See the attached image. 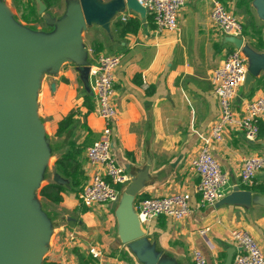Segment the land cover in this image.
I'll return each mask as SVG.
<instances>
[{"label":"crops","instance_id":"1","mask_svg":"<svg viewBox=\"0 0 264 264\" xmlns=\"http://www.w3.org/2000/svg\"><path fill=\"white\" fill-rule=\"evenodd\" d=\"M30 1L36 6L38 22L26 24L19 20L30 27L45 24L52 30L51 35L60 33L73 18L80 16V12L75 11L77 0ZM228 1L230 9L243 21L244 14L237 12L242 0ZM213 2L189 0L179 13L177 33L156 34L151 15L147 16L146 23L136 15L122 21L123 16L130 13L118 16L111 25V35L100 27L81 24L73 55L65 58L60 66L55 57L58 54L45 62L47 70L38 79L36 114L49 141L51 163H45L41 184L54 183V176L58 174L56 161L69 152L70 143L82 148L86 181L78 190H72L70 184L64 185L72 200L65 194L64 202L59 205L39 194V211L50 224L49 247L44 260L58 264H142L119 237L116 214L119 203L109 206H113L112 215L102 226L94 224L96 216L79 200L94 172L88 164L86 150L102 138L104 122L97 113L91 79L89 77L84 83L77 68L91 69L105 53L124 56L116 72L117 117L112 152L130 175L145 174L146 180L135 201L136 212L143 198L177 193L191 195L192 213L187 219L158 217L141 224L149 242L161 255L159 264H192L195 250L203 252L209 264H225L228 250L236 248L227 238L234 230L255 229L261 235L259 240L264 251V207L254 204L250 209L202 208L197 192L200 179L191 166L203 140L220 117L219 100L213 93L209 77L236 49L227 42L229 37L211 21ZM41 5L45 7L43 14H40ZM8 11L13 12L11 8ZM247 19L251 28H264L254 11L252 15L246 13ZM245 37L255 51L264 54V42L259 43L250 35ZM241 88L234 104L238 113L247 103L264 98V72L255 77L248 88L245 84ZM72 111L78 113L75 126L64 136L56 137L60 121ZM261 122L264 127V119ZM212 152L230 177L229 195L235 186L242 189L240 175L244 160L251 155H264V136L250 142L242 132L228 129L224 141L214 144ZM255 186L264 187V175L257 177ZM252 192L264 197V194ZM70 206L82 210V223L79 224L77 210H70ZM50 208L55 216L48 212ZM96 211L101 213L99 209ZM105 215L108 216V212ZM81 225L85 228L80 229ZM92 228L100 236L102 232L107 234L104 247L90 237L87 230ZM208 228L210 231L205 239L200 231ZM96 246L104 249L99 259L89 253Z\"/></svg>","mask_w":264,"mask_h":264},{"label":"water","instance_id":"2","mask_svg":"<svg viewBox=\"0 0 264 264\" xmlns=\"http://www.w3.org/2000/svg\"><path fill=\"white\" fill-rule=\"evenodd\" d=\"M247 1L251 3V8L258 19L264 23V0ZM76 2L75 11L80 12V16L73 18L60 33L45 37L31 34L22 27L13 24L4 12L0 11V264H32V259L21 237V227L27 223L30 212L38 217L43 225L42 228H39L34 245L32 244L33 254L35 251V254L39 256L40 251H43L40 247L41 241L45 236V240L48 241V234H50L48 219L39 210L35 211L29 201V194L33 193L34 183L36 181L41 183L45 163L40 164L33 179L15 186L19 195L18 203L15 202V194L1 172L3 168H11L3 157L11 150L29 151L31 146L38 145L42 140L43 150L47 154L50 153L49 141H46L45 144L46 133L38 117L34 120V124L37 126L36 134L31 135L29 131L26 133L23 128V121L27 115L32 118L35 113L37 116L38 79L45 69V62L54 54H58L55 57L60 66L65 58L73 55L81 24L89 28L100 27L111 35V25L118 16L132 13L146 23L147 16L150 14V10L145 9L138 0H110L107 2L104 0H77ZM44 12L45 7L41 5L40 14ZM10 26L29 38L24 39L31 41L33 45L18 43L7 31L8 27L14 32ZM227 40L236 49H242L248 59L249 71L245 81V86L248 88L255 77L264 72V54L255 51L249 43L242 39L229 37ZM38 63L39 67H37ZM77 70L84 83H87L90 67L80 66ZM3 75L5 85L1 84ZM9 85L12 87L10 93L7 91ZM15 90L17 93L14 98L13 91L15 92ZM130 176L131 181L122 190L116 213L119 221V237L123 244L128 245L140 263L159 264L161 255L157 252L156 246L149 242L134 207L142 184L146 180L145 174L138 177ZM54 183L64 186L69 184V181L56 174ZM254 204L264 207V197H259L250 190H242L235 186L229 195L216 204V207L235 206L250 209ZM44 251H47V248ZM235 251L234 248L228 250L225 264H232Z\"/></svg>","mask_w":264,"mask_h":264},{"label":"built area","instance_id":"3","mask_svg":"<svg viewBox=\"0 0 264 264\" xmlns=\"http://www.w3.org/2000/svg\"><path fill=\"white\" fill-rule=\"evenodd\" d=\"M150 10L155 32H179L178 16L189 0H138ZM134 14L123 16L126 22ZM212 23L226 36L242 39L246 42L244 28L240 18L219 0H214L211 12ZM123 54H101L96 64L91 67L89 77L93 95L96 99L97 113L104 122L102 138L91 144L86 150L88 164L93 169L88 184L79 195L84 207L95 205H116L120 201L123 188L131 181L129 172L118 164L113 155V137L116 128L117 110L116 72L122 64ZM248 59L242 49H235L214 71L209 80L213 93L219 100L220 117L211 128L209 136L203 140L198 155L191 161L194 172L200 179L197 192L200 194L202 208L214 207L230 189V177L222 169L212 152V146L222 143L228 129L240 131L250 142H256L260 135V122L264 119V98H258L243 106L241 113L235 111L234 101L238 90L248 75ZM264 175V155H251L243 162L240 175L241 186L252 188L259 175ZM191 195L177 193L161 198H148L140 201L137 214L140 223L146 224L158 217L185 220L191 213ZM210 229H203L200 235L207 239ZM230 242L236 246L232 264H264V252L246 231L234 230ZM94 259H99L102 252L93 247L89 251ZM73 264V263H65ZM192 264H209L203 252L195 250Z\"/></svg>","mask_w":264,"mask_h":264},{"label":"trees","instance_id":"4","mask_svg":"<svg viewBox=\"0 0 264 264\" xmlns=\"http://www.w3.org/2000/svg\"><path fill=\"white\" fill-rule=\"evenodd\" d=\"M14 2L16 3V10L22 22L26 24H34L38 22L39 15L37 13L36 6L33 2H31L30 0H27L26 2H23L22 0H14ZM243 2L245 3V6L243 7L245 13H247L248 15H252L253 10L251 8V3L247 0H242V3ZM263 30L264 28L256 29V35H253V37L259 43L264 42ZM77 115L78 113L72 111L67 117H65L62 121H60L59 128L56 133V137L60 138L64 136L75 126L77 122ZM262 123L263 122H260L259 137L264 136V127ZM82 153L83 151L80 146H76L70 143L69 152L62 155L56 161L55 164L57 173L60 174L64 179L69 181L72 190H78L86 181L85 172L82 163ZM242 189L252 190L254 192L264 194V187L261 186H254L248 189L242 187ZM66 191L67 188L65 186L56 183H50L41 189L40 196L48 200L52 204L59 205L64 202V195ZM144 199H148V198H143L140 201ZM42 264H58V263L45 259Z\"/></svg>","mask_w":264,"mask_h":264},{"label":"bare ground","instance_id":"5","mask_svg":"<svg viewBox=\"0 0 264 264\" xmlns=\"http://www.w3.org/2000/svg\"><path fill=\"white\" fill-rule=\"evenodd\" d=\"M11 27V26H10ZM12 28V27H11ZM14 32L7 27V31L14 37L18 43L24 45H33L31 41H27L26 39H29L25 37L21 32H19L17 29L12 28ZM40 64L38 63L37 67H39ZM7 78V77H6ZM1 84L5 85V78L4 75L1 77ZM9 93L12 91V87L9 85V89H7ZM14 95L13 97H16L17 90L15 92L13 91ZM30 100V98H28ZM33 118V119H32ZM27 115L26 119L23 121V128L26 133L29 134H36L37 133V126L34 124L36 120L35 113H33V116ZM47 131V129H46ZM6 162L10 165L11 168H3L2 174L5 177L6 181L12 188V192L15 194V202L18 203V193L17 190H15V186L20 185L24 181L33 179L35 176L36 170L40 166V164L47 163L50 165L51 158L49 155L43 150V143L41 142L37 145L31 146L30 150H22L18 149L15 151L11 150V152L5 153L3 155ZM32 193L29 194V201H31ZM27 204V202H26ZM28 216V215H27ZM42 222L40 219L36 216H34L31 212L28 216L27 223H25L21 227V237L23 240L24 245L26 246L27 252L29 253L32 264H41L42 260L46 257V251H40L39 256L33 254L32 251V244L34 245L35 240L37 239L39 228H42ZM35 249V247H34ZM45 253V254H44Z\"/></svg>","mask_w":264,"mask_h":264},{"label":"rangeland","instance_id":"6","mask_svg":"<svg viewBox=\"0 0 264 264\" xmlns=\"http://www.w3.org/2000/svg\"><path fill=\"white\" fill-rule=\"evenodd\" d=\"M219 1L222 2L226 6L227 9H230L231 8V6L229 5L230 2L228 0H219ZM243 3L242 2L240 3V5L238 6V9H237V12L240 15L241 14H244V19H243V21H241L242 24H243L244 33H245V35H250V36L256 35V29L251 28L250 27V24L248 22V19L246 20V13H245V11L243 9V6L245 5V3L244 4ZM8 8H11L13 10V12L8 11ZM0 11H3L4 14L6 15V17L8 18V20H10L13 24H16L17 26L22 27L23 29H25L26 31H28L31 34L40 35V36H48L52 32V30L49 27H47L45 24H42V23L39 24L38 27H30V26H26L23 23H21V21L19 20L20 19L19 15H16L15 14L17 12V10H16V3L14 2V0H0ZM253 16H254V14H253ZM255 18H256V16H255ZM263 35H264V30H263ZM246 40H247V37H246ZM45 70H47V69H43L42 72H46ZM241 89L242 88H239L238 92ZM233 103L234 104L236 103V99H235V101ZM36 118H37V116H36ZM172 124L174 125V123H172ZM46 141H48L47 136L44 139L45 144H46ZM49 149H51V148L49 147ZM44 185H46V184H44ZM41 186H42V184L39 181H36L34 183V185H33L34 188H33V193H32V198H31V201H30V205H31V207L35 211H38L39 210L38 202L40 201L39 200V194H40V191L42 189ZM65 194H66V197H68L70 200H72V198H71L72 195L69 192L68 193L66 192ZM74 200L75 199H73V201ZM78 204H79V202H78ZM112 208H113V206H112ZM112 208L109 207V206H107V205H104V204H102V205H95L92 208H90L91 209L90 212L93 213L96 216V220L94 221V224L95 225H98L100 223L102 226H104L105 225V222L107 220H109L110 217H111V215H112V212H113V209ZM73 209L74 210L75 209L77 210V206L71 207L70 210H73ZM97 209H99L101 211V213L97 212L96 211ZM48 212L49 213H53L54 216L56 215L54 212H52V209L51 208L48 210ZM105 212H108V216L105 215ZM82 213L83 212H82L81 209H78L76 211V214L78 216H80L79 224L82 223V215H81ZM82 228H85L84 225H81L80 226V229H82ZM243 231L248 232L253 237V239L258 243V245L260 246V248L262 249L261 244H260V240H259L261 238V235L255 229H252V231H247V230H243ZM87 232L90 234V237H92L93 239H95V240H93L94 242L95 241H98L101 244V246H103V247L105 246V240H106V236H107L106 233L102 232L101 233V236H100L97 233V231H96L95 228L88 229ZM230 234H231V232L228 234V237H227L228 238V241H230L229 240ZM48 237H49V234H48ZM45 238H46V236H45ZM45 238L42 239L41 245H40V247L42 248L43 251L46 248L48 249V247H49V242H48L49 241V238L47 239L48 241H46ZM102 238H103V240H102ZM103 247H97L96 246V248H98L101 252L104 251ZM46 255H47V253H46ZM223 262L225 263V260Z\"/></svg>","mask_w":264,"mask_h":264}]
</instances>
